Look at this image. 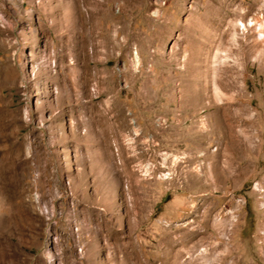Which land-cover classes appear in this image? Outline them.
<instances>
[{"label": "rangeland", "instance_id": "1", "mask_svg": "<svg viewBox=\"0 0 264 264\" xmlns=\"http://www.w3.org/2000/svg\"><path fill=\"white\" fill-rule=\"evenodd\" d=\"M260 21L264 0H0V264H264Z\"/></svg>", "mask_w": 264, "mask_h": 264}, {"label": "bare ground", "instance_id": "2", "mask_svg": "<svg viewBox=\"0 0 264 264\" xmlns=\"http://www.w3.org/2000/svg\"><path fill=\"white\" fill-rule=\"evenodd\" d=\"M253 24H255V22H252V20H249L247 22H244L242 19H237L233 24L232 26L235 28V30H238L240 28H242V30L244 31H247L249 28V26H252ZM257 24V23H256ZM263 27H264V21H260L258 22V31H257V39L259 38H263L264 37V31H263ZM233 29V28H232ZM236 32V31H235ZM232 38L234 39L235 38V35L232 36ZM229 104V103H228ZM135 132H137V129L135 128ZM130 138V137H129ZM169 156V154L167 155ZM172 157H173V161L176 162L179 158V156L175 155V154H172ZM147 171V168L146 170ZM210 213V212H208ZM203 216V215H202ZM205 216V215H204ZM190 235H193V232L190 233ZM180 236V235H179ZM178 238V237H176ZM175 238V239H176ZM175 242V241H174ZM178 242V241H176ZM173 249V248H172Z\"/></svg>", "mask_w": 264, "mask_h": 264}]
</instances>
